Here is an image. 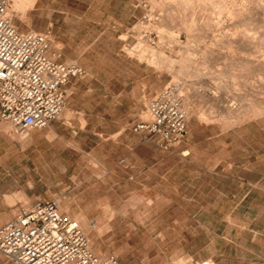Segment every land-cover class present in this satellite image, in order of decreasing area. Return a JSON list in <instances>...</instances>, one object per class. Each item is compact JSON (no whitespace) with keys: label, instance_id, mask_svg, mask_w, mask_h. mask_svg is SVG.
I'll list each match as a JSON object with an SVG mask.
<instances>
[{"label":"rangeland","instance_id":"rangeland-1","mask_svg":"<svg viewBox=\"0 0 264 264\" xmlns=\"http://www.w3.org/2000/svg\"><path fill=\"white\" fill-rule=\"evenodd\" d=\"M165 1L36 0L25 23L11 12L82 73L64 87L53 133L20 141L0 124V225L10 205L52 200L94 254L120 264H264V0ZM144 4L157 19L139 22ZM172 82L184 88L188 136L162 151L132 126Z\"/></svg>","mask_w":264,"mask_h":264},{"label":"built area","instance_id":"built-area-1","mask_svg":"<svg viewBox=\"0 0 264 264\" xmlns=\"http://www.w3.org/2000/svg\"><path fill=\"white\" fill-rule=\"evenodd\" d=\"M144 6L139 22L157 19ZM49 49L47 35L19 30L10 0H0V123L9 124L17 136L57 120L65 108L62 86L82 73L73 62L50 58ZM183 89L180 82H172L152 95L145 105L146 118L132 131L155 139L162 151L183 142L188 136ZM0 255L12 264H120L114 255L94 254L79 222L60 212L52 200L21 205L0 225Z\"/></svg>","mask_w":264,"mask_h":264},{"label":"bare ground","instance_id":"bare-ground-1","mask_svg":"<svg viewBox=\"0 0 264 264\" xmlns=\"http://www.w3.org/2000/svg\"><path fill=\"white\" fill-rule=\"evenodd\" d=\"M35 1L36 0H10V12H12V13H14V16H16L17 18H18V20L19 21H21V22H23V23H25V22H27L28 21V17L29 16H27V12L29 11V10H31L33 7H34V5H35ZM164 1V0H163ZM172 1H174V0H167V1H165L168 5H172ZM177 1V0H176ZM176 1H174V2H176ZM185 1H187V3H188V0H185ZM185 1L184 0H182V2L183 3H185ZM203 1V0H202ZM214 1V0H213ZM219 1V0H218ZM246 2H247V0H245ZM249 2H250V0H248ZM259 1V0H258ZM173 2V3H174ZM179 2V1H178ZM205 2H206V0H205ZM208 2V1H207ZM224 2H225V0H224ZM191 3V2H190ZM209 3H211L210 1H209ZM209 3H206V4H209ZM215 3V2H214ZM221 3V2H220ZM219 3V4H220ZM178 7H179V5H178V3H175ZM174 4V9H175V7H177L176 5ZM192 4V3H191ZM224 4V3H223ZM249 4V3H248ZM182 6V5H181ZM203 6V5H202ZM220 5H218V7H219ZM259 8L262 10V11H264V5H260V3H259ZM222 7H223V5H222ZM164 8H167V7H164ZM223 8H225V5H224V7ZM223 8H220L219 7V10H221L222 9V11H223ZM171 10V9H170ZM215 10H217V9H215ZM231 12H229V14H230ZM262 13H264V12H262ZM232 15H233V13H232ZM262 15V14H261ZM192 16H194V15H192ZM262 16H264V15H262ZM262 16H260V17H262ZM234 19V18H233ZM237 19V18H236ZM262 19H264V17H262ZM194 21L196 20V19H193ZM249 20V19H248ZM192 22V21H191ZM238 22V21H237ZM240 22V21H239ZM239 22H238V24H239ZM253 22V21H252ZM194 23V22H193ZM243 23V22H242ZM262 23V22H261ZM261 23H260V25H261ZM28 24V23H27ZM241 24V23H240ZM239 24V25H240ZM245 24L246 23H244V26H245ZM262 25H264V24H262ZM160 27H161V29H162V25L161 26H159V29H160ZM239 27V26H238ZM164 28V27H163ZM190 28V27H189ZM235 28H236V25H235ZM260 28V27H259ZM240 29H242V28H239V30ZM257 29H258V27H257ZM191 30V29H190ZM253 30H254V28H253ZM236 31V30H235ZM234 31V32H235ZM247 31H249V29L247 30ZM261 31H262V28H261ZM240 32H241V30H240ZM257 32V31H256ZM258 32H259V29H258ZM238 33H239V31H238ZM247 33V32H246ZM262 33V32H261ZM244 34V33H243ZM243 34L241 33V35L243 36ZM249 34H250V32H249ZM258 34V33H257ZM260 34V33H259ZM239 35V34H238ZM247 36V38L248 39H251V41H250V43L249 44H254V41H256V40H254V38H255V35L254 34H252V35H246ZM233 37V36H232ZM262 38L260 39L261 40V42L262 43H264V35H262L261 36ZM224 39V38H223ZM245 39V38H244ZM260 40H258L259 41V43H260ZM223 42V41H222ZM235 42L237 43V41H234L233 39H229V40H227L225 43H227L228 44V49L230 50V44L231 43H234L235 44ZM245 42V41H244ZM225 43H223L224 44V46L226 45ZM241 43V42H240ZM246 43H247V41H246ZM239 44V43H238ZM248 44V43H247ZM246 44V45H247ZM258 44V43H257ZM140 46V45H139ZM238 46V45H237ZM251 46V45H250ZM232 47V46H231ZM143 49V48H142ZM236 49H237V47H236ZM253 49H255V48H253ZM145 50V49H144ZM256 50H259L260 51V49H256ZM255 50V51H256ZM139 51L141 52V54H142V50L141 49H139ZM231 51V50H230ZM254 51V50H253ZM262 51V50H261ZM232 52V51H231ZM243 52V51H242ZM241 52V53H242ZM262 52H264V51H262ZM247 53H248V51H247ZM254 53V52H253ZM256 53V52H255ZM251 54V53H250ZM152 55V54H151ZM255 55V54H254ZM254 55H250L249 57H254ZM262 55H264V54H262ZM145 56V55H144ZM231 56V55H230ZM244 56V55H243ZM258 56H260V55H258ZM232 57V56H231ZM248 57V58H249ZM257 57V56H256ZM262 57H264V56H262ZM205 59V58H204ZM202 60L203 61V63H204V61L205 60ZM253 59H256L255 57L253 58ZM259 59H261V58H259ZM258 59V60H259ZM230 60V59H229ZM233 60V59H232ZM232 60H230V61H232ZM257 61V60H256ZM260 61V60H259ZM169 63V61H167V63L166 64H168ZM171 63H169V67H171V65H170ZM256 64H258V63H256ZM261 64H262V61H261ZM197 65V64H196ZM228 65V64H227ZM252 65V64H251ZM202 66H204V64L202 65ZM206 66V65H205ZM203 67V68H207V67ZM240 66V65H239ZM258 66H260L259 64H258ZM199 67V66H198ZM228 67V66H227ZM253 67V66H252ZM257 67V66H256ZM172 68V67H171ZM180 68H182V66L180 67ZM233 68V67H232ZM232 68H230V70L232 69ZM240 68V67H239ZM262 68H264V67H262ZM169 69V71H171V69L170 68H168ZM225 69V68H224ZM207 70V69H206ZM237 70V69H236ZM256 70H258L257 68H256ZM262 70H264V69H262ZM209 70H207V72H208ZM243 71V70H242ZM261 71V70H260ZM179 73H180V69H179ZM254 73V72H253ZM262 73H264V72H262ZM197 75V74H196ZM257 75V74H256ZM198 76V75H197ZM249 76V75H248ZM217 77V76H216ZM174 78V77H173ZM245 79H246V77H245ZM224 83V82H223ZM223 86H224V88H225V86H227V85H224L223 84ZM231 87H234V86H231ZM200 89V88H199ZM198 89V90H199ZM193 90V89H192ZM187 93V92H186ZM195 94V93H194ZM196 95H197V93H196ZM196 95H194V96H196ZM230 95H231V93H230ZM204 95L202 94V97H203ZM201 96H199V98H200ZM204 98V97H203ZM202 98V99H203ZM248 99V98H247ZM250 100V99H249ZM189 101V100H188ZM190 103V102H189ZM188 103V104H189ZM224 103V102H223ZM262 103H264V102H262ZM253 104V103H252ZM249 105V104H248ZM262 105V104H261ZM184 106H185V104H184ZM186 106H187V103H186ZM221 106V105H220ZM251 105L249 106V109L251 110ZM247 108H248V106H247ZM258 108V107H257ZM212 109V108H211ZM239 109V108H238ZM260 109V108H259ZM236 110V109H235ZM250 110H248V113H249V111ZM255 110V109H254ZM216 111H218V110H216ZM243 111V110H242ZM252 111V110H251ZM250 111V112H251ZM256 111H257V109H256ZM260 111V110H259ZM259 111H257L258 113H260ZM262 111V110H261ZM262 112H264V111H262ZM194 113V112H193ZM196 113V112H195ZM197 113H199V112H197ZM202 113V112H201ZM247 113V114H248ZM220 114V113H219ZM222 114V117H223V113H221ZM228 114V113H227ZM262 114V113H261ZM230 115V114H229ZM249 115H250V113H249ZM201 116V115H200ZM241 116V115H240ZM259 116V115H258ZM198 117H199V115H198ZM202 117V116H201ZM204 117V116H203ZM219 117V116H218ZM222 117H219V119L220 118H222ZM231 118V116H228V118ZM250 117H252V119H253V117H254V113L252 114V115H250ZM255 117H257L256 115H255ZM262 117V116H261ZM227 118V119H228ZM237 120H239V118L238 117H235ZM204 119V118H203ZM255 119V118H254ZM250 120V119H249ZM222 121V120H221ZM248 121V120H247ZM224 122V121H223ZM227 122V121H226ZM235 122H237V121H235ZM232 124V123H231ZM233 125V124H232ZM231 125V126H232ZM238 125V124H237ZM229 126V125H228ZM227 126V127H228ZM0 129H5V127H1L0 126ZM53 133V132H52ZM18 139L20 140V141H23V140H28L29 139V137L26 135V136H18ZM16 195V194H15ZM86 221L84 220V219H82L81 220V223H85Z\"/></svg>","mask_w":264,"mask_h":264},{"label":"crops","instance_id":"crops-1","mask_svg":"<svg viewBox=\"0 0 264 264\" xmlns=\"http://www.w3.org/2000/svg\"><path fill=\"white\" fill-rule=\"evenodd\" d=\"M75 78H79V76L78 77H75ZM75 78H71L70 80H72V79H75ZM69 82V80L62 86V90H64V87L67 85V83ZM155 93V92H154ZM66 106H67V102H65V108H64V111H63V113L66 111ZM62 113V114H63ZM66 113L64 114V115H62L61 116V118L59 119L60 121H62V120H64V119H66ZM55 121H52V122H50L45 128H43V129H46L47 128V130H48V132H52V131H56V125H54L53 123H54ZM1 124V123H0ZM42 130V129H41ZM41 130H35V131H32V132H38V131H41ZM4 133H5V131L4 130H2V129H0V143L1 142H3V141H5V139H4ZM189 153H186L185 155H182L181 154V156L182 157H184V156H186V155H188ZM121 162H123V161H121ZM1 189V188H0ZM0 192H1V190H0ZM2 197H0V199H1ZM40 200V199H39ZM35 201H37V200H35ZM35 201H33V202H29L28 204H32V203H34ZM2 203H4L3 201H1V204L0 205H2ZM21 205H23V204H13V205H10L9 206V208H11L10 209V211H14V214H15V212L17 211V209L19 208V206H21ZM13 209V210H12ZM4 212V211H3ZM3 212H0V214L2 213V214H4ZM14 214H13V216H14ZM12 216V217H13ZM12 218H10L9 220H11ZM9 220H7V221H9ZM6 221V222H7ZM6 222H4V223H6ZM3 223V224H4Z\"/></svg>","mask_w":264,"mask_h":264}]
</instances>
